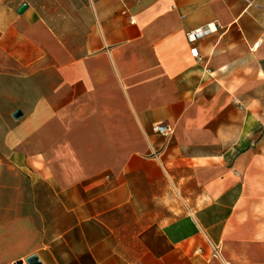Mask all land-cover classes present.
I'll use <instances>...</instances> for the list:
<instances>
[{"label":"crops","instance_id":"0c3cea01","mask_svg":"<svg viewBox=\"0 0 264 264\" xmlns=\"http://www.w3.org/2000/svg\"><path fill=\"white\" fill-rule=\"evenodd\" d=\"M31 256L264 264V0H0V264Z\"/></svg>","mask_w":264,"mask_h":264},{"label":"built area","instance_id":"2783aa9c","mask_svg":"<svg viewBox=\"0 0 264 264\" xmlns=\"http://www.w3.org/2000/svg\"><path fill=\"white\" fill-rule=\"evenodd\" d=\"M130 21H132L131 17H130ZM213 30H214L213 25H209L208 27L203 28V29H197L195 31H192V32L188 33V35H187L188 36V40L190 42H194L197 39H200V38L204 37L205 35H208ZM192 53H193V55L195 57H197V53H196V51L194 49L192 50ZM151 132L154 133V134H158V135H161V136L165 137V136L170 135L172 131H171L170 128H168L165 125L156 124V125H153L151 127ZM12 264H27V263H26V260H23V261L12 263Z\"/></svg>","mask_w":264,"mask_h":264},{"label":"water","instance_id":"95a60500","mask_svg":"<svg viewBox=\"0 0 264 264\" xmlns=\"http://www.w3.org/2000/svg\"><path fill=\"white\" fill-rule=\"evenodd\" d=\"M26 9V5L25 4H22L19 9H18V12L21 13L23 12L24 10ZM20 112L19 111H16L14 112L13 114V117L14 118H18L20 116ZM26 263L27 264H39V260L37 259L36 256H31L29 258L26 259Z\"/></svg>","mask_w":264,"mask_h":264}]
</instances>
